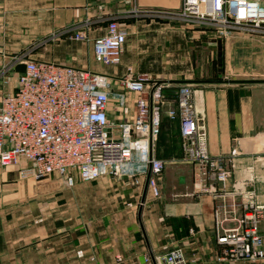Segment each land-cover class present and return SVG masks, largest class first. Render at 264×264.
I'll return each mask as SVG.
<instances>
[{"label": "crops", "instance_id": "1", "mask_svg": "<svg viewBox=\"0 0 264 264\" xmlns=\"http://www.w3.org/2000/svg\"><path fill=\"white\" fill-rule=\"evenodd\" d=\"M182 4L183 0H0V99L14 92L18 72L11 68L24 55L112 78L131 69L154 81L219 80L199 75L188 31L154 16L178 11ZM111 21L128 36L121 63L103 66L95 59L93 40L106 33ZM77 33L87 38L76 40ZM199 37L197 29L198 46ZM207 41L214 46V40ZM222 66L228 80L264 79V36L231 35L225 40ZM170 85L176 86L166 90L173 99L166 101L162 114L169 124L154 150V157L167 163L160 179L162 197L154 198L148 189L142 203L147 174H137L134 167L133 175L77 179L70 188L58 175L40 181L23 177L20 169L25 163L0 166V264H158L157 258L176 249L187 264H264V259L220 260L215 217L222 211L230 219L223 228H234L232 218L240 216L244 202L264 206V84L190 85L209 152L228 159L232 171L227 182L218 185L216 196L192 195L194 172L183 161L180 121L168 117L185 84ZM125 95L124 105L117 99L109 102L113 123L135 117L137 95ZM261 230L264 237V221Z\"/></svg>", "mask_w": 264, "mask_h": 264}, {"label": "built area", "instance_id": "2", "mask_svg": "<svg viewBox=\"0 0 264 264\" xmlns=\"http://www.w3.org/2000/svg\"><path fill=\"white\" fill-rule=\"evenodd\" d=\"M155 17L209 27L221 33L238 31L264 36V0H183L180 10L154 12ZM127 31L118 22H109L106 33L93 40L95 59L103 66L121 63ZM76 40L87 37L77 33ZM25 65L17 74L13 93L0 99V166H25L23 177L38 181L58 175L67 187L77 179L91 182L103 176L120 178L133 175L131 164L151 165L148 189L154 198L162 197L160 179L167 163L154 157V145L160 133L161 117L166 104L168 84L157 85L147 76L135 75L131 69L120 78L76 68L18 57L14 69ZM114 88L122 92L115 93ZM125 93L137 95L132 122L113 123L107 113L112 98L121 105ZM176 107L168 112L178 118L183 139V161L194 172L192 195L218 194L232 176L228 159L211 156L203 118L195 107V92L190 85L180 87ZM152 138V156L150 139ZM134 157L136 161L134 162ZM134 183L140 185L138 179ZM217 243L220 260L256 262L264 259L261 224L264 206L244 202L242 213L232 218L234 228H223L229 221L217 211ZM158 264H187L176 249L157 258Z\"/></svg>", "mask_w": 264, "mask_h": 264}, {"label": "rangeland", "instance_id": "3", "mask_svg": "<svg viewBox=\"0 0 264 264\" xmlns=\"http://www.w3.org/2000/svg\"><path fill=\"white\" fill-rule=\"evenodd\" d=\"M162 21L169 23L171 26L182 27L189 34H187V39H189V44H191V48H193V58L199 62V75L203 74V78H213V79H226V76L223 74V60H224V45L225 40H227L231 35L236 33H242L238 31H232L228 33H221L216 30H211L208 27L197 26L193 24H187L184 22H180L172 19H163L158 17ZM199 29V33L202 37H199V46L194 38V33ZM210 29V30H208ZM246 34V33H242ZM209 37H208V36ZM208 39L214 40V46L210 45V41ZM199 58V59H198ZM241 79L248 77H239ZM115 99V98H112ZM164 118V117H163ZM136 161V157H134V162ZM134 167L137 174H142L146 167L145 165H141L139 163L131 164V169Z\"/></svg>", "mask_w": 264, "mask_h": 264}, {"label": "water", "instance_id": "4", "mask_svg": "<svg viewBox=\"0 0 264 264\" xmlns=\"http://www.w3.org/2000/svg\"><path fill=\"white\" fill-rule=\"evenodd\" d=\"M15 71L18 73H24L25 72V65L24 64H19L16 68ZM185 84V85H191V84H203V83H208V84H224V85H233V84H240V85H250V84H264V79H241V80H228V79H220V80H203V81H156L157 85L160 84ZM150 145H151V156H152V138L150 139ZM151 176V165H149V169L147 172L146 176V181L144 184V189H143V194H142V203H144L145 198L148 193V183L149 179ZM141 213V209H140Z\"/></svg>", "mask_w": 264, "mask_h": 264}, {"label": "trees", "instance_id": "5", "mask_svg": "<svg viewBox=\"0 0 264 264\" xmlns=\"http://www.w3.org/2000/svg\"><path fill=\"white\" fill-rule=\"evenodd\" d=\"M219 80H220V79H219ZM172 87H175V88H176V86H172V85H170V86H168V87L166 88V90L168 91V90H170ZM165 98H166V100H168V99H173V96H172V95H169L168 93H165ZM162 117H163V116H162ZM162 117H161L160 133H159L158 138H157V140H156V142H155L154 150H156V148H157V144H158L159 141H160V138H161V136H162V131H163L164 127L166 128V126H168V124H169V122H168L165 118H162Z\"/></svg>", "mask_w": 264, "mask_h": 264}]
</instances>
